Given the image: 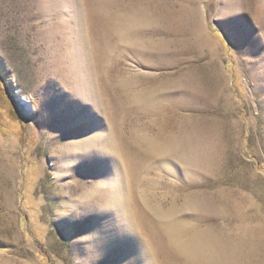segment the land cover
Instances as JSON below:
<instances>
[{
  "label": "rangeland",
  "instance_id": "obj_1",
  "mask_svg": "<svg viewBox=\"0 0 264 264\" xmlns=\"http://www.w3.org/2000/svg\"><path fill=\"white\" fill-rule=\"evenodd\" d=\"M157 206L264 264V0H0V264H181Z\"/></svg>",
  "mask_w": 264,
  "mask_h": 264
},
{
  "label": "bare ground",
  "instance_id": "obj_2",
  "mask_svg": "<svg viewBox=\"0 0 264 264\" xmlns=\"http://www.w3.org/2000/svg\"><path fill=\"white\" fill-rule=\"evenodd\" d=\"M129 19L132 22H134L137 20V17L134 16L130 18L129 15ZM121 29L119 30V32L125 31V28L124 31L123 29L122 30ZM124 33L126 34L127 31ZM21 95L23 97L21 99L25 100V102H31L32 99L29 95L23 93H21ZM139 99L143 100L142 98ZM23 111L27 113L26 108H23ZM146 142H147L146 151L155 153L159 156V158H162L170 154V152L173 150H176L180 147L183 148L189 145L191 143V138L189 136H186L182 139L172 140L170 141L169 145H167V143H155L154 141H151L149 139H147ZM79 152L78 154H76L77 157L74 160L75 162H77L79 157H81ZM64 208L65 209L63 213L64 216L66 215L65 217H67V215L70 214V209L68 204H66ZM152 209H153V214L155 213L158 217L157 220L161 222V223L160 222L157 223L156 225L159 226V224H162V227L159 226V228H161L160 229L161 231L159 230V233H161L169 242L173 243L171 246V250L173 251L174 254L173 258L174 256H179V259L181 258L184 261L181 264H234L236 262L238 250L235 249L234 247L231 248L226 241L222 240L221 238H217L216 236H213L207 230H200L198 228L195 229L194 226L191 227L185 226L182 220L177 218V214L174 210L164 211L159 206L153 207ZM193 210L197 212L200 211L198 208ZM79 216L80 215L78 214V218L75 219L71 225L80 226L84 223L82 221L83 217L82 216L79 217ZM87 232H88L87 233L88 236H90L91 235L90 231ZM92 232L95 233L94 230H92ZM87 248H88V252H91L90 246H87Z\"/></svg>",
  "mask_w": 264,
  "mask_h": 264
}]
</instances>
